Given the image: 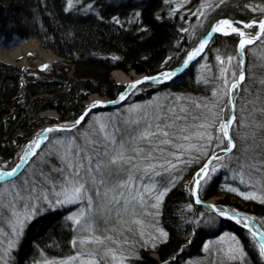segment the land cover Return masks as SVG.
Returning <instances> with one entry per match:
<instances>
[{
	"label": "trees",
	"instance_id": "1",
	"mask_svg": "<svg viewBox=\"0 0 264 264\" xmlns=\"http://www.w3.org/2000/svg\"><path fill=\"white\" fill-rule=\"evenodd\" d=\"M193 4H182L181 0H72L69 7L68 0H0V48L13 49L36 39L60 59L42 73L0 61V167L13 169L43 125L77 120L89 97L117 99L125 87L113 80L115 71L152 76L176 70L215 22L225 18L242 22L264 19V13L253 11L264 8V0H224L203 15L196 14ZM239 40L238 34L216 35L180 82L142 84L122 108L95 110L79 127L55 134L62 140L70 136L83 145L98 134V118L99 122L118 128L127 127L124 122L130 119L124 113L128 105L150 101L154 103L149 112L143 111L150 121L157 113L162 118L176 114L183 117L169 129L176 133L172 143L159 146L174 149L183 135L179 129L189 126L194 129L199 120L206 123L211 117L210 121L221 116L223 66L229 57L236 60ZM249 49H255V53ZM246 53V75L240 85L232 130L236 146L229 154L235 157L234 168L245 170L249 186L258 189L264 199V128L258 127L264 124V115L258 111L264 108V37L248 46ZM52 111L59 114L58 120L42 117ZM139 114L142 115L140 111ZM92 122L97 130L89 132L87 126ZM51 139L15 178L1 183L0 189H11L13 181L19 185L25 179H35L41 170L47 174L49 168L61 166L59 150L64 147L62 144L55 147ZM152 147H156L155 142ZM205 160L203 157L200 162H190L177 171L179 177L163 196L158 210L159 225L167 238L151 252H156L161 261L179 262L200 256L206 241L228 231L238 238L246 257L243 262L220 264H264L257 259L258 247L248 230L195 202L193 180L189 188L179 187L185 178L193 179ZM168 183L166 179L164 185ZM220 183V176L211 183H202L200 198L204 201L219 198V208L229 206L232 211L248 212L264 225V203L256 199L240 203L237 195ZM42 208L5 257L8 264H32L42 256L62 258L73 253V224L54 207L42 205ZM9 217L10 213H6L5 219L0 220V246L12 238ZM3 254L0 249V256ZM130 264H159V261L150 257L148 249H141Z\"/></svg>",
	"mask_w": 264,
	"mask_h": 264
},
{
	"label": "snow or ice",
	"instance_id": "2",
	"mask_svg": "<svg viewBox=\"0 0 264 264\" xmlns=\"http://www.w3.org/2000/svg\"><path fill=\"white\" fill-rule=\"evenodd\" d=\"M223 3V0H220ZM69 7L72 6V0H68ZM260 11L264 13V8H254L253 11ZM203 15V12H201ZM256 21L251 23H245L243 27L245 29L252 28ZM259 32L254 36H245V32L233 26L228 20H221L217 23L209 32V36L213 33L222 32L224 35H229V29L231 33L238 34L241 39L239 40L240 55H243V49L246 45H251L255 41L260 40L264 37V19L258 22ZM208 44V40H202L197 49L192 51L188 55V61L193 60L198 56L205 46ZM219 60L220 58L217 57ZM232 58L229 57V63ZM223 63V61H221ZM243 59L240 60V71L239 75L234 72L233 83L228 88V92L225 95H229L233 90H239L240 83L244 80V69ZM46 67V66H45ZM167 75V74H165ZM174 75V74H173ZM158 79V78H152ZM143 83V81H137L134 84L129 85L130 88H135L136 84ZM227 84L228 82L225 81ZM264 83V81H262ZM215 95V93H214ZM125 96H121L120 100L123 101ZM115 103V102H113ZM228 103L231 105V111L235 113L236 102L230 96ZM252 103V101H249ZM102 106L98 103H94L92 107ZM200 107V105H197ZM257 111V109H253ZM91 111L89 108L84 115H87ZM139 111V106L130 109V112ZM169 111H172L171 109ZM182 112L186 111L181 109ZM223 111V110H221ZM262 115H264V108L258 109ZM82 115L72 127L78 126L83 120ZM183 119L180 115L176 114L172 117L162 118L158 113L153 115L151 121L144 115L139 119H131L125 121L124 124L127 127H116L115 125L106 124L99 122L98 118V134L95 138H89L85 144L81 145L76 142L75 138H70L65 144L62 141H58L64 147V152L59 155L61 166H53L49 168L48 173L40 171L36 174V178L25 179L19 185L16 182H11V189L4 187L0 189V220L5 219L6 213H10L8 222L11 225L12 238L8 240L7 248L4 250L3 256H0V264H8L7 257L11 249L17 246L20 238L23 236L24 228L35 218L41 211H43L42 205L48 207L63 206L66 204L86 202V209H81L77 215L69 216L68 219L72 220L75 224L81 225L82 221L83 228L88 231L90 235L87 238L80 239L78 243L80 245L85 244H103L104 240L100 236H96L93 231V224L98 218H103L105 215H111L113 211L119 215L120 211L131 212L135 214L137 206L143 210L146 206L145 196L151 195L155 191V182L153 177H161L163 173H168L172 169L176 168V165L167 161L165 164L156 165L151 163L156 157L153 155L156 151H163L160 145H169L173 139L176 138L175 132H170L169 129L174 127L176 121ZM171 120L172 123L168 121ZM236 121V116L233 114L228 119L222 120L219 124L218 131L222 134L220 143L227 141V146L223 151L231 152L236 146L233 143L232 137L229 135V129L232 124ZM143 124L141 128L140 125ZM135 125L136 127H132ZM212 125L200 124V128H208ZM258 127L264 128V124L258 125ZM131 128V131H129ZM70 131L71 129H47L46 132L52 131ZM179 133H184L186 128L178 130ZM199 139H207L211 142L213 139L212 135L208 132H202L195 134ZM184 140L191 139L188 135H183ZM140 142L143 146H140ZM156 143V147H152L153 143ZM40 147V141L36 140L27 146V151L24 152V158H28L29 154L36 155L34 149ZM183 147V146H180ZM201 148L204 146L201 145ZM199 150V149H198ZM129 151L132 155H129ZM206 154V153H205ZM172 155L175 156V153ZM137 157H140L145 162L143 168V177L135 175L134 171L138 167ZM179 160V156L175 157ZM222 157L213 156L208 163H206L199 172L196 173L194 178V184L197 189L201 186V181H207L211 179L209 173V166L213 160H221ZM22 165H16L11 171L0 172V181H4L8 177L17 175V169ZM254 167V166H253ZM162 169V171L157 170ZM259 170V169H257ZM215 167L211 168V172H216ZM140 181V187H137L136 182ZM243 182V181H242ZM172 183V181H169ZM39 188V191H38ZM230 191L236 192L235 188L229 189ZM168 191L165 187L163 191L159 192L154 197L155 203L151 204L152 208H158L163 196ZM51 197L50 198V195ZM91 193V195L89 194ZM194 196L197 194L196 191L192 193ZM244 199H261L257 197L255 193L244 194ZM199 203V199L196 201ZM264 203V199H261ZM23 209V211L18 209ZM223 216H228L229 219L234 217L229 216L226 212L221 211L219 213ZM247 218H245L246 220ZM136 223H142V221H135ZM236 223H241L240 219H236ZM249 228V232L252 235L253 240L256 242V246L259 250L260 257H264V232L257 231L248 226L247 223L244 225ZM2 232V229H0ZM141 235L143 233L141 232ZM160 235L167 238V233L160 231ZM110 239V237H105ZM228 240L232 243L229 245L227 250V257L232 261H243L245 252L243 247L240 246V242L235 236H228ZM225 240V237L221 238V242ZM2 243V241H0ZM77 241H73L75 246ZM209 246L205 245L207 250ZM79 259L78 256L71 257L68 261L62 262H50L46 261L45 264H71L72 261ZM113 259L115 256L113 255ZM80 264H99L95 258H89L87 260H81Z\"/></svg>",
	"mask_w": 264,
	"mask_h": 264
},
{
	"label": "rangeland",
	"instance_id": "3",
	"mask_svg": "<svg viewBox=\"0 0 264 264\" xmlns=\"http://www.w3.org/2000/svg\"><path fill=\"white\" fill-rule=\"evenodd\" d=\"M181 1H182V4H193V2L196 1L194 3L195 5L193 4L195 7L194 11H196V14H199V15H201V12H205L207 9H209L211 6L215 5L216 3H219V4L221 3L220 0H192L191 2H190V0H181ZM228 19H230V18H228ZM230 20H232V19H230ZM253 21H255V20H252L250 22L238 21L239 22L238 25L241 26V28L239 26H236L234 23H233V26L244 31L245 35L247 37L248 36H254L256 33L259 32L258 22H257V24H254V26L252 28L245 29L243 27V25L245 23H251ZM255 28H256V30H255ZM253 29H254V32L252 33L251 31ZM33 41L38 42L40 44V46L45 51L51 52L50 50H47L46 48H44L41 45V43L36 39L30 40V41H28L24 44H21V45L15 47L13 49L0 48V51L4 50V51L12 52L16 48L24 46V45H28L29 43H32ZM248 46H251V45H247L246 48ZM197 48L198 47H196L195 49H197ZM246 48L244 49V54L242 56L240 55V52L238 51V55H237L236 60L232 59L231 63H229V60H228V61H226V63L223 66L224 67V73H222V78H221V80L223 81V83H222L223 88H222L221 95H223L224 107H222L223 111L220 114L221 116L210 121V119L212 118L211 117V118L207 119L208 122H206V123L201 122V120H199L195 123L196 126L194 127V129H189L190 126L184 127V128H186V131L182 134L190 136L191 139L184 140L181 137V142L174 149H163L162 152L158 151V153L153 154L156 157V159H153L151 161V163L156 164V165H160V164H165L167 161H171V163L176 165V168L172 169L168 173H163V175L161 177H153V180L155 182V191L150 196L146 194V196H145V199H146L145 208L143 210H141L139 208V206H137L135 214H132L131 212H124L121 210L119 215H117V213L115 211H113L111 213V215H105L103 218L96 219V221L93 224V231H94V234L96 236H100L101 239L104 240L103 244L80 245L78 243V241L80 239L87 238L90 235V233L88 231L84 230V228H83L84 222L83 221H82L81 225H77L72 220L68 219V217L77 215L81 209H86V207H87L86 202L66 204L63 206H56V207H54L55 210L63 212L64 218L66 220H68L69 222H71L74 226V231H75L74 241H77V243L75 246L73 245V253L69 256L62 257V258H51V257L42 256L39 260L34 261L32 264H45L46 261H50V262L68 261L71 257H74V256H78L79 259L72 261L71 264H80L81 260H87L89 258H95V260H97L99 262V264H130V262L133 259H137L141 249L142 250L148 249L149 253H150V257L155 259V260H158L159 264H220L223 262L239 263V262H243L245 260L246 251L244 248L243 249L245 252V256H244L243 261H240V260L232 261V260L228 259L226 253H227L229 245L232 242L230 240H228L227 237L228 236H235V235L231 232L226 231L223 234H221L220 236L214 237V238L206 241L204 244V247H203V253L200 256L186 257L185 259H183L179 262L176 259L171 260L169 262L161 261L159 259L158 254L156 252H151V251H153L155 249V247L160 242H163L165 240V238L160 235V231H163V230L160 228V225H159V214H158V210L160 209L162 200H161L158 208H152L151 204L155 203L154 197L156 195H158L159 192L163 191L165 187H167L169 190L172 183H174L175 180L178 179L179 176L176 174H177L178 170L180 171L181 166L188 164L190 162H191V164L194 162H200L203 157L206 158L204 163L197 168V171H196V173H197L214 155L215 156L218 155L219 157H222V159L221 160H215L210 165L209 173L211 175V179L207 180L206 182L201 181V184L202 183H206V184L211 183V182H213V180L215 178L220 176L221 177L220 186L225 187L226 190L237 195V198L239 199L240 203L244 202V200H249V201L254 200V199H244V196L241 195L240 193H244V194L255 193L257 197H260L261 199H263V197L260 194L258 189L253 190L251 188V186H249V183L247 182L248 178L245 177V174H246L245 170H240V169L234 168L235 167L234 166L235 157L231 156L229 154L230 152L226 153L225 151H223V149L227 146V141L225 140L224 143H220V139H217V137H220L222 139V134L218 131L220 122L222 120L226 121L228 119V117L233 115V114L235 115V113H233L231 111V105L228 103V101H229V98L231 96L235 100V102H237L238 93L240 92L241 87L239 86V90H233L229 95H225V93L228 92V88L230 87L231 83H233L234 78H233L232 74L235 72L237 74V76L239 75L240 60L243 59V62H244V60L246 61V59H247ZM249 51H250V49H249ZM30 52L31 51L23 52L19 56L17 63L7 62V61L3 60L1 58V56H0V61L7 63L9 65L16 66L18 69H21V70L31 69L33 71H38L40 73L44 72L49 67V65H51L52 63L59 61V58H56L54 61H52L48 65H46V67L40 66L38 64V61H39L38 53H30ZM250 52L255 53V49H252ZM51 53L54 54L53 52H51ZM23 59H27V64L24 66H21V65H19V62H21ZM131 73H134V72H131ZM131 73H125V74L129 75ZM245 75H246V68L244 70V77H245ZM112 78L117 84H120L117 82V79L115 78L114 75H112ZM225 81H227L228 83L226 84ZM142 84L138 85L134 91H136L139 88V86H141ZM120 85H122V84H120ZM122 86H124V85H122ZM124 87L126 88V86H124ZM93 96H98L99 98H102V99L107 98V97H101L99 95H93ZM127 100H126V102H127ZM133 103H131L132 105H130V104L128 105L127 111H125V113H124V116L126 118L128 117V119H130V120L134 119V118L138 119L139 116H141V117L144 116L143 111L149 112V110H150L149 107L154 102H150V101L145 102L146 104L145 103L137 104L135 102H133ZM136 106H139V111H140V113H142V115L139 114V111L130 112V109H132ZM144 108H146V110H144ZM85 109H86V106L84 104L83 111ZM83 111H82V113H83ZM52 113H54V114L52 115ZM42 117H44L46 119H50V120H58L60 116L57 112L52 111V112L44 113L42 115ZM60 123L61 122H59V121H54V122H49L45 125H49V124L55 125V124H60ZM92 124H94V123L93 122L89 123L87 126V129H89V132L94 131L96 129V127L94 128L92 126ZM200 124H206V125H212V126L206 128V129L204 128V130H203L202 128L199 127ZM45 125H43V126H45ZM233 125H234V123L232 124V126L230 128V136L233 139V143L236 145L234 137L232 135ZM42 127H40V128H42ZM77 127H75V128H77ZM237 128L239 131V127H237ZM194 130H196L194 133L189 132V131H194ZM129 131H131V128H129ZM56 132H60V131L52 132L48 136L47 141H45V143L43 145H45L49 141L50 138H52L51 139L52 144H54L55 147L61 145V143H58V141L65 142L66 140L68 141L70 139V136H68V137H64L63 138L64 140H62V137H59L55 134ZM202 132H208L212 135L213 139L211 140V142L207 141V139H199L198 136L195 135V134L202 133ZM37 134H38V130H37L34 138L26 145L25 151H27V146L34 142ZM201 145H203L204 147L201 148L200 147ZM180 146H183V147H180ZM63 152H64V148H61L59 150V155H62ZM173 153H175V156L172 155ZM128 154L132 155V153L130 151ZM176 156H179L180 159L177 160L175 158ZM137 160L139 163H138L137 169L134 171V174L143 177V175H144L143 168L145 167V162L140 157H137ZM212 167H215L217 169V171L214 173L211 172ZM189 169H192V167H190ZM157 170H160L163 172L162 169L157 168ZM196 173L194 174L193 179L185 178L179 184V187L183 188V189L189 188L191 185V181L193 180V182H194V178L196 177ZM166 179L168 182L172 181V183H168L167 185H164ZM136 184H137V187L139 188L140 187V181H137ZM231 188H235L237 191L236 192L230 191L229 189H231ZM89 194L91 195V193H89ZM261 199H256V200H258L260 202ZM211 200H213L212 205L213 204L217 205L219 198H213ZM199 201H201V200H199ZM210 201H207V203H210ZM204 207L207 208L210 212H213V213L218 214V215H220L219 213L221 211L226 212V213H228L229 216L234 217L233 218L234 223L236 222V219H240L241 223H239V224H241L242 226H244L245 223H247L249 227H251L257 231L260 230V231L264 232V225L260 224L256 220H254L255 216L250 215V213H248V212L232 211L230 208H228L229 206L226 208H223V209L217 207L218 210L213 209L210 205H205ZM204 215L207 216L206 214H204ZM220 216H222L224 218H228V217L223 216V215H220ZM245 218H247V219L245 220ZM137 220L142 221V223H139V224L136 223L135 221H137ZM262 223H264V222H262ZM141 232L143 233V235H141ZM105 237H110V239H105ZM222 237H225V240L223 242H221ZM237 240H238V238H237ZM6 243H8V241ZM205 245L209 246L207 248V250L205 249ZM240 246L243 247L241 245V243H240ZM6 248H7V244L6 245L2 244V246H0V249H2V251H4V249H6ZM113 255L115 256V259H113ZM257 259H259V261H261V262L264 261V257H260L258 249H257Z\"/></svg>",
	"mask_w": 264,
	"mask_h": 264
},
{
	"label": "bare ground",
	"instance_id": "4",
	"mask_svg": "<svg viewBox=\"0 0 264 264\" xmlns=\"http://www.w3.org/2000/svg\"><path fill=\"white\" fill-rule=\"evenodd\" d=\"M225 20H228L230 23H232L229 19H225ZM219 22H217V23H219ZM205 39L209 40V37L204 38L203 40H205ZM246 46H245V48H246ZM26 51H31L30 53H38V55H39L38 64L40 66H46L50 62L54 61L57 58V56L52 54L51 52L45 51L40 46V44L38 42H36V41H33L32 43H29L28 45H24V46L18 47L15 50H13L12 52L1 50L0 51V56H1V58L3 60H5L7 62L17 63V60H18L19 56L23 52H26ZM26 64H27V59H23L21 62H19V65H21V66H24ZM166 74L167 75L164 74L163 76H161V75L160 76H147L145 74L138 75L135 72L131 73L129 75L125 74L124 72H121V71H115L113 73V75L117 79V82L122 84V85H124V86H126L127 92L132 89V88L129 87V85L134 84L137 81H143V83L144 82H146V83H151V82L152 83H159V82H163V81H171L172 79H174L178 75V71L167 72ZM152 78H158V79H152ZM94 103H98L100 105H104V104L108 103V99H102V98H99L98 96H91L85 102L86 109L93 108L92 105ZM53 114L54 113H52V115ZM60 126H62V124H60V125H58V124L50 125L49 124V125L43 126L42 128L38 129V134L36 135L34 141L39 140L40 141V145L43 144L44 141L47 139V137L51 134V132H46V130L50 129V128L54 129L55 127H60ZM212 203H213V200L210 201V204H212ZM258 231H260V230H258ZM260 232H262V231H260Z\"/></svg>",
	"mask_w": 264,
	"mask_h": 264
},
{
	"label": "water",
	"instance_id": "5",
	"mask_svg": "<svg viewBox=\"0 0 264 264\" xmlns=\"http://www.w3.org/2000/svg\"><path fill=\"white\" fill-rule=\"evenodd\" d=\"M216 24V23H215ZM215 24L210 28V30H209V32H211V29L215 26ZM209 32H208V34H209ZM229 33L230 34H233V33H231V31L229 30ZM207 34V36L205 37V38H207V37H209V40H208V44L205 46V48L203 49V51L198 55V56H196L193 60H191V61H188V63H187V65L185 64V61H187V59H188V57L186 58V60L184 61V63L182 64V66L181 67H179L178 68V75L174 78V79H172L171 81H163V82H159V83H154V84H169V85H175L176 83H178V82H180L184 77H185V75L188 73V71H189V69L194 65V63L196 62V60L200 57V56H202L205 52H206V50H207V48L209 47V45H210V43H211V41L213 40V38L217 35V34H222V32H217V33H213L211 36H209ZM246 36V35H245ZM247 37V36H246ZM258 41V40H257ZM256 42V41H255ZM254 42V43H255ZM241 51V50H240ZM243 54H244V51H243ZM58 58V57H57ZM59 61H60V59H59ZM243 69H245V60H244V64H243ZM152 83V82H151ZM134 89V88H133ZM133 89H131L130 91H128L127 93L125 92L124 94H123V96H125V99L123 100V101H121L120 100V97L117 99V100H110L109 99V101H108V103H106V104H104V105H102V106H98V107H95V108H91V111L90 112H88V114L89 113H91L92 111H94V110H96V109H106V110H110V109H116V108H120V107H122L124 104H125V102H126V100H127V98L130 96V94H131V92L133 91ZM113 102H115V103H113ZM88 109H86V110H84V113H83V115L85 114V112L87 111ZM87 114V115H88ZM87 115H84V120H85V118H86V116ZM83 120V121H84ZM82 121V122H83ZM81 122V123H82ZM69 123V125H62V126H60V127H55L54 129H71L72 128V126L75 124V122H68ZM80 123V124H81ZM229 135H230V129H229ZM40 148V147H39ZM39 148H36L34 151L35 152H37L38 151V149ZM34 155H31V154H29V157L28 158H25V160L22 162V166L20 167V168H18L17 169V173H19L26 165H27V163L29 162V160L33 157ZM217 156V155H216ZM213 161H215V160H213ZM212 161V162H213ZM2 172H6V171H2ZM10 178H12V177H8V178H6V179H10ZM5 179V180H6ZM1 182V181H0ZM195 191H196V195H195V197L196 198H199V194H198V192H199V189H195ZM201 205H209V203H207V202H202V203H200ZM212 208H214V209H216V207L214 206V205H210ZM243 227H245V226H243ZM246 229H248L249 230V228L248 227H245Z\"/></svg>",
	"mask_w": 264,
	"mask_h": 264
}]
</instances>
